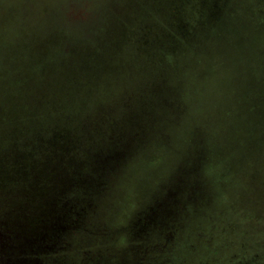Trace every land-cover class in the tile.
<instances>
[{
  "label": "rangeland",
  "instance_id": "1",
  "mask_svg": "<svg viewBox=\"0 0 264 264\" xmlns=\"http://www.w3.org/2000/svg\"><path fill=\"white\" fill-rule=\"evenodd\" d=\"M208 1L210 0H0L2 81L12 83L17 79L16 69L25 76L33 72L45 77L75 73L86 78L79 77L68 87L75 91L83 84L77 91L79 99L76 106H72L74 103L69 106L64 103V93L53 97L56 83L47 82L48 89L41 85L33 92L30 91L19 99L17 106L12 102L17 99L19 87H0V153L3 154L0 162H10V156L5 150L11 149L9 139L17 134L18 122L24 123V136L29 140H32L31 134L35 130H45L43 135L33 136L34 141H37L35 149L22 151L21 156L19 150L22 148L18 147L11 158L14 161L11 166H17V170L20 169L17 165L19 158H22L21 162H29L24 166L25 170L29 167L25 171L28 172L25 178L17 177L18 172L11 171L12 168L6 171L9 174L0 169V215L3 211H11L17 222V214L20 216L24 213L27 203L25 199L29 196L32 197L28 201L32 215H35L32 207L38 210L51 200L53 187L58 185L52 183L50 169H45L43 161L52 154V143L59 138L54 133L49 137L50 130L47 134V129L62 124L69 126L72 123L65 119L73 121L74 118V121H78L91 114L96 107L98 109L99 105L108 106L110 102H116L120 98H130V93L145 84L143 82L150 73L162 71L158 65L164 55L159 48L165 40L163 37L168 34L164 32L165 27L172 29L176 24L184 23L195 25V11H201ZM214 7L221 12L222 17L211 20L208 17L204 24H244L248 29L254 27L249 30L255 31V41L245 53L248 57L264 59V0H214L212 8ZM111 9H115L116 15L118 14L117 21H109L111 16L105 17ZM80 11L84 13L77 18ZM107 22V32L100 40L94 41L90 37L83 39L86 31L94 33L95 27H104ZM64 39H71L74 43H78L80 39L86 40L83 41L85 46L90 41L94 42L86 51L78 46L71 47L65 66L56 70L64 61L58 60L56 56L57 48L64 43L58 41ZM202 39L211 40L209 34ZM196 40L200 39L196 38L194 41ZM214 52L211 51L210 57ZM40 54L45 57L40 58ZM177 57L179 54L166 55L164 62L174 65ZM118 58L122 60L115 66L112 60ZM187 58L190 59L187 67L178 69L175 77L179 78L184 98L193 104L191 118L184 122L174 144L164 152L163 165L156 169L151 167L149 159L133 160L126 168V175L120 180V189L117 190L114 184L109 190L111 193L108 198L98 204L100 208L97 209L94 226L116 228L123 225L126 227L125 232L104 237L79 235L73 239L75 246H68L60 253L50 250L39 253L35 255L37 260L32 264H94L87 258H97V264H124L135 259L141 260L142 264H264V156L261 155L264 151L258 152L262 159L259 155L256 157L248 154L246 149L249 137L252 136L245 133L237 139L233 138L236 126L232 119L217 121L220 125L217 152L212 160L213 169L208 171V179L213 183L210 192L213 193V199L195 217L192 224L180 233L178 243L167 254L152 258L150 255L145 262L143 260L147 255L142 248H133L130 244L125 246L126 243L133 242L128 226L134 212L146 205L150 187L155 181L168 177L186 151L187 130L200 122L197 119L207 115L213 105L223 104L221 99L224 97H219L223 69L213 62L206 66L202 64L206 70L202 69L204 74L210 73V67L220 73L216 77L205 78L208 83L203 86L204 76L197 69L198 62H191V58H197L195 53L188 54ZM11 68L15 70L11 72ZM214 80L216 85H212ZM16 88L17 91L10 90ZM10 99V103H5ZM239 132L242 133L240 130ZM255 138L264 141V136ZM40 144L44 146L39 147ZM42 162L43 165L40 164ZM35 174L42 176L43 180L35 183L30 181ZM61 178L67 180L66 174L63 173ZM129 193L136 195L135 202L131 199L128 202ZM17 194L22 198L17 197ZM137 201L140 204H136ZM118 202L120 204L117 206ZM11 215L8 212L7 216ZM37 219L34 217L33 220ZM8 223L10 225L9 221ZM16 225L9 227L17 234ZM17 260L20 261L18 258Z\"/></svg>",
  "mask_w": 264,
  "mask_h": 264
},
{
  "label": "trees",
  "instance_id": "2",
  "mask_svg": "<svg viewBox=\"0 0 264 264\" xmlns=\"http://www.w3.org/2000/svg\"><path fill=\"white\" fill-rule=\"evenodd\" d=\"M213 6L214 0H210L201 11L193 12L197 21L193 26L184 23L176 24L172 29L165 27L164 32L168 34L159 48L164 55L158 65L162 71L150 73L148 79L143 82L145 84L130 93V98H120L116 102H110L108 106L99 105L98 109L96 107L91 114L81 117L78 121H74V118L73 121L65 119L72 123L69 126L62 124L53 128L48 127L46 133L48 134L50 130L49 137L54 133V136L59 138L52 143V154L43 161L45 169L47 167L50 169L52 183L58 185L53 187L51 200L38 210L32 207L35 216L32 215L28 203L32 197L27 196L28 200L24 198L25 203L27 202L25 211L20 216L17 214V222L11 211H8L11 216H7L8 212L3 211L6 220L12 219L9 221L11 226L17 224V247L20 249L17 258L21 263L32 264L37 260L35 255L48 250L60 253L68 246H75L73 239L79 235L104 237L125 232L126 227L123 225H118L116 228L94 226L96 223L93 221L98 215L97 209L100 208L98 204L108 198L111 193L109 190L114 184L117 190L120 189V180L126 175V168L133 160L149 159L151 167L156 169L163 165L164 152L174 144L175 137L180 133L184 122L191 118L193 104L189 99L184 98L182 86L178 82L179 78L175 77L178 69L187 67L190 60L187 57L190 53H195L197 57L191 58V62H198L197 69L204 76L203 86L208 83L205 82V78L216 77L220 73L217 69L207 66L211 74H204L202 69L205 68L202 64L206 66L213 62L223 69L219 82L221 93L219 97H224L221 99L223 104L213 105L207 115L197 119L200 122L187 130L186 151L182 153L179 164L168 174V177L155 181L150 187L146 205L134 212V217L128 226L133 242L126 243L125 246L130 244L133 248H142L147 255L143 262L147 261L150 255L152 258L167 254L178 243L180 233L205 210L213 199V193H210L213 183L208 179V171L213 169L212 160L217 152V136L220 131L217 121L232 119V123L236 126V130L232 129L234 131L232 136L235 139L245 133L254 137H249L250 142L246 149L248 154L257 157L261 151H264V141L255 138L264 136V59L248 57L245 53L255 41V31L249 30L254 27L248 29L244 24L205 25L204 22L208 17L210 20L222 17L221 12L215 7L212 8ZM83 13V11L77 13V18ZM117 15L115 9L114 11L111 9L107 11L105 17L111 16L109 21H115L119 19ZM107 24L108 22L104 27L101 25L95 27L94 33L86 31L87 34H83V39L90 37L94 38V41L100 40L107 32ZM208 34L211 40L202 39ZM196 38L200 40L194 41ZM83 41L81 39L78 43H74L71 39L58 41L64 43L57 48L56 56L58 60L64 61L56 70L65 66L64 62L71 47L78 46L86 51L94 42L90 41L89 45L85 46ZM213 50L215 52L210 57ZM175 54H179V57L174 65L164 62L166 55ZM39 57L45 56L40 54ZM121 60V58L113 59L112 62L116 66ZM14 70L11 68V72ZM15 71L17 79L13 78L12 83L2 81L0 77L2 84L0 87H19L17 99L12 102L15 106L19 99L41 85L48 89L47 84L50 82L56 83L52 92L53 97L64 93V103L67 106L74 103L72 106H76L79 99L76 96L77 91L83 87V84L81 82L82 85L75 91L68 87L79 77L86 80L83 75L75 73L45 77L37 72L25 76L19 70L17 72V69ZM58 73L61 74L59 71ZM212 85H216L215 80ZM17 89L10 90L17 91ZM72 98L74 99L71 100ZM10 101L11 99L5 103ZM17 124L19 125L17 134L9 139L11 149L5 150L10 156V162L7 163L6 160L0 162L2 164L0 169L1 172H6L12 168L11 171H17V177L23 179L28 173L25 171L29 169L26 167L25 170L24 166L29 162L25 160L21 162L22 158L21 160L19 158L17 165L20 169L17 170V166H11L14 164L11 158L18 147L22 148L19 150L21 156L22 151L35 149L37 141H34L33 136L43 135L45 130L43 132L35 130L31 134L32 140H29L24 136V123ZM239 130L242 131L241 134ZM42 146L44 144L39 145ZM141 155L143 156L140 157ZM261 155L263 157L264 152ZM261 155H259L260 159H262ZM1 157L3 154L0 153ZM43 162L40 164L43 165ZM63 173L66 174L67 180L61 178ZM41 178L42 176L35 174L30 181L35 183L43 180ZM17 197L21 195L17 194ZM127 197L128 202L130 199L136 201H134L135 194L129 193ZM138 202L140 204V201L136 204ZM119 204L120 202L117 206ZM34 217L38 219L34 221ZM9 226L7 229L12 232L13 238L16 235ZM87 259L94 264L98 262L97 258ZM165 262L167 263L166 259ZM124 264H142V261L135 259Z\"/></svg>",
  "mask_w": 264,
  "mask_h": 264
},
{
  "label": "flooded vegetation",
  "instance_id": "3",
  "mask_svg": "<svg viewBox=\"0 0 264 264\" xmlns=\"http://www.w3.org/2000/svg\"><path fill=\"white\" fill-rule=\"evenodd\" d=\"M6 219L2 213L0 215V264H23L17 260V253L19 256L20 252L17 247V234L15 233L16 236L11 237L12 232L5 228L9 226L7 221L11 220Z\"/></svg>",
  "mask_w": 264,
  "mask_h": 264
},
{
  "label": "bare ground",
  "instance_id": "4",
  "mask_svg": "<svg viewBox=\"0 0 264 264\" xmlns=\"http://www.w3.org/2000/svg\"><path fill=\"white\" fill-rule=\"evenodd\" d=\"M184 31V30H183ZM186 32V31H185ZM164 38V37H163ZM162 41V40H161ZM182 41V40H181ZM113 42V41H112ZM204 42V41H203ZM206 43V42H205ZM174 44V43H173ZM104 45V44H103ZM149 45V44H148ZM190 46V45H189ZM192 46V45H191ZM122 47V46H121ZM169 47V46H168ZM167 52V51H166ZM159 57V56H158ZM183 58V57H182ZM175 61V60H174ZM187 61V60H186ZM198 61V60H197ZM139 62V61H138ZM182 64V63H181ZM197 64V63H196ZM184 75V74H183Z\"/></svg>",
  "mask_w": 264,
  "mask_h": 264
}]
</instances>
